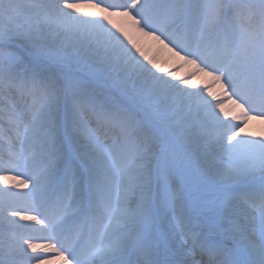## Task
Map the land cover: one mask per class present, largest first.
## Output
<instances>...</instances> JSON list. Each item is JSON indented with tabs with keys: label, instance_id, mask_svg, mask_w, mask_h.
Here are the masks:
<instances>
[{
	"label": "snow or ice",
	"instance_id": "obj_1",
	"mask_svg": "<svg viewBox=\"0 0 264 264\" xmlns=\"http://www.w3.org/2000/svg\"><path fill=\"white\" fill-rule=\"evenodd\" d=\"M250 120L264 0H0V264H264Z\"/></svg>",
	"mask_w": 264,
	"mask_h": 264
},
{
	"label": "bare ground",
	"instance_id": "obj_2",
	"mask_svg": "<svg viewBox=\"0 0 264 264\" xmlns=\"http://www.w3.org/2000/svg\"><path fill=\"white\" fill-rule=\"evenodd\" d=\"M142 46L149 56L156 55V52L150 42L142 41ZM158 59H160V61L164 63L166 69L174 70L176 75L179 74V77L186 76L188 74V71H190V69H188L187 67H177V64L168 57L166 52H161L158 56ZM207 82L208 81L204 80L202 77H193V83L197 85ZM214 90L219 92V90L215 89V87ZM225 106L226 108L231 107L230 103H228L227 101L225 102ZM245 131L251 132L255 135H264V122L259 120H250L247 127L245 128Z\"/></svg>",
	"mask_w": 264,
	"mask_h": 264
},
{
	"label": "rangeland",
	"instance_id": "obj_3",
	"mask_svg": "<svg viewBox=\"0 0 264 264\" xmlns=\"http://www.w3.org/2000/svg\"><path fill=\"white\" fill-rule=\"evenodd\" d=\"M178 77H179V74L177 75ZM228 102V101H227ZM228 103H230V102H228Z\"/></svg>",
	"mask_w": 264,
	"mask_h": 264
}]
</instances>
